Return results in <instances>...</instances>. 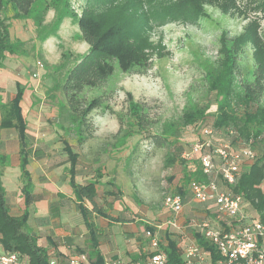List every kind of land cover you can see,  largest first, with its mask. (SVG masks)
Here are the masks:
<instances>
[{
    "label": "trees",
    "instance_id": "obj_1",
    "mask_svg": "<svg viewBox=\"0 0 264 264\" xmlns=\"http://www.w3.org/2000/svg\"><path fill=\"white\" fill-rule=\"evenodd\" d=\"M210 8L221 15L245 21L237 34L221 30L215 61L203 64V79L215 96L214 112L209 111L210 104L193 103L189 99L177 120L164 121L145 102L126 93L124 110H109L116 116L118 129L112 135L114 141L107 142V146L112 153L128 149L131 155L141 143L137 140L133 145L131 140L139 136L154 148L164 149V166L175 168L168 175L171 181L176 179L174 192L185 199L188 183L191 180L206 182L209 175L203 173L198 155L183 156L189 149L182 137L188 134L186 128H190L196 139L201 136L203 127L210 126L215 130L213 140L226 142L231 152L245 147L254 151L251 160L241 163L238 181L230 189L242 196L248 214L264 219V105L261 103L264 95V0H84L79 13L72 9L70 0H0V69L6 56L17 53L21 44L18 39H10L8 18L31 19L40 41L57 36L64 18L75 23L78 39L88 46L87 50L65 69L62 81L56 82L53 88L62 95L56 101L59 114H65L71 122L70 127L61 125L60 128L66 133L72 131L76 143L81 145L93 135L92 112L109 109L106 87L112 75L116 71L145 73L153 55H164L161 41L155 42L150 34L153 26L174 21H202L210 18ZM49 11H53V18L43 26ZM61 55L63 62L52 66L53 72L60 71L68 63L69 55L66 52ZM23 90L24 86L17 82L13 97L8 102L0 100V127L14 128L22 144L26 134L19 106ZM61 152L69 163L68 182L79 200L78 209L85 225L91 229L89 213L107 216L103 207L112 205L109 198L120 193L121 185L119 188L112 181L102 182L100 166L94 168V175L77 183L79 154L67 141H63ZM2 159L0 156V164ZM21 169L24 180L21 190L27 197L24 159ZM80 202H86V206ZM118 218L133 219L130 216ZM26 221V213L21 216L9 213L7 194L0 180V252H18L29 264H50L37 238L25 231ZM194 237L200 246L210 248L202 237L197 234ZM161 247L166 252L167 264H183L173 241L168 240ZM88 263L105 264V261L93 248Z\"/></svg>",
    "mask_w": 264,
    "mask_h": 264
},
{
    "label": "rangeland",
    "instance_id": "obj_2",
    "mask_svg": "<svg viewBox=\"0 0 264 264\" xmlns=\"http://www.w3.org/2000/svg\"><path fill=\"white\" fill-rule=\"evenodd\" d=\"M70 4L72 9L79 13L84 6V0H70ZM208 12L210 18L202 21H174L153 26L150 34L155 42L161 41L164 55H153L151 65L145 73L116 71L112 75L106 87L109 109L92 112L90 118L93 135L81 145L76 143L72 131L66 133L60 128L61 125L70 127L71 122L66 119L65 114H59L56 101L61 99L62 95L57 88H53L56 82L62 81L65 69L72 65L79 54L87 50L88 46L78 39V26L66 17L57 36L40 41L36 38L35 25L31 19L6 20L9 24L10 39H18L21 44L17 53L8 54L3 61V72L0 73V100L9 98L12 93L10 91L15 93V81L29 82L33 91L32 97H29V100L33 101L32 110L37 112L41 120L47 121L45 126L51 138L48 142L55 145L52 147L54 153L59 154V158H66L61 148L63 141H67L79 154L76 176L79 182L86 180L91 174L94 175V168L100 166L103 173L102 182L112 181L118 187L121 185L120 193L114 198H109L112 205L103 207V210L111 216L133 217L141 240L144 239L143 231L140 232L139 229L145 224L155 227L160 234L164 230L172 232L176 228L166 224L167 218H192V214L201 213L203 208L201 203L193 201L190 196H186L185 204L177 214H172L164 208V192L175 191L176 179L171 181L168 177L175 168L164 166V149L154 148L148 140L139 136L131 140L133 145L137 140L141 142L133 154L129 155L128 149L112 153L107 142L114 141L112 135L118 129V121L109 110L123 111L127 93L131 98L145 102L164 121L177 120L189 99L193 103L210 104L209 111L213 113L215 96L207 89L203 79V64L215 61L221 30H227L231 35L237 34L245 21L221 15L211 8ZM53 15V11L45 15L43 26L52 20ZM62 52L69 55L68 63L60 71L53 72L51 67L63 62ZM4 80L7 82L1 83ZM261 103L264 105V95ZM185 131L188 134L184 133L182 142L189 149L195 140L194 133L190 128ZM175 174L180 175L179 172ZM101 190L99 187V191ZM243 208L245 209V206ZM77 255L79 254L76 252L69 258Z\"/></svg>",
    "mask_w": 264,
    "mask_h": 264
},
{
    "label": "crops",
    "instance_id": "obj_3",
    "mask_svg": "<svg viewBox=\"0 0 264 264\" xmlns=\"http://www.w3.org/2000/svg\"><path fill=\"white\" fill-rule=\"evenodd\" d=\"M1 71L3 72L0 69V73ZM3 82L6 83L7 80L1 83ZM17 82L24 86L19 102L21 115L26 123L23 144L20 143L14 128L0 127V156L3 157L0 164V180L7 194L9 213L13 216L26 213L25 231L37 238V243L46 251L50 264H69V257L76 252L89 257L93 248L100 252L105 262L118 260L120 264H128L131 260L142 257L148 252V243L145 238L142 239L144 241L139 238L135 220H121L117 219L118 216L91 213L89 219L92 228L89 229L85 225L84 216L78 209L79 200L68 182L69 163L66 158H59V154L54 153L52 147L55 145L48 142L51 138L45 126L47 121L41 120L37 112L32 110L33 101L29 100L33 93L31 84L15 81V90ZM10 92V97L3 102H8L13 97L14 91ZM22 159L25 161L27 173V197L21 190L24 183ZM75 180L79 182L76 177ZM80 204L85 205L86 202ZM202 208H205L204 204ZM202 213L203 210L196 215L192 214V217ZM187 217H178L179 229L172 232L164 230L160 234L161 245H166L168 240L173 241L180 257L181 247L188 237L192 236L190 229L185 228L189 220ZM168 220L169 218L166 222ZM146 228L144 226L139 229L140 232L143 231V237ZM178 234H181V239Z\"/></svg>",
    "mask_w": 264,
    "mask_h": 264
},
{
    "label": "built area",
    "instance_id": "obj_4",
    "mask_svg": "<svg viewBox=\"0 0 264 264\" xmlns=\"http://www.w3.org/2000/svg\"><path fill=\"white\" fill-rule=\"evenodd\" d=\"M35 75V74H34ZM215 130L210 126L201 129V136L183 153L184 157L198 155L203 173L208 181L191 180L188 196L204 204L203 213L189 218L185 228L191 237L181 247L183 264H264V219L248 214L242 196L230 189L240 176V165L254 156L250 147L231 152L226 142L213 140ZM232 132V131H230ZM185 199L167 190L163 196V206L172 214L181 212ZM175 217L166 222L173 228L180 225ZM158 227V226H157ZM195 234L203 238L210 247L200 246ZM148 252L128 264H167L166 252L162 249V238L155 227L144 230ZM215 255V257L213 256ZM69 264H88V257L79 254L68 260ZM0 264H29L18 252H0ZM105 264H120L111 260Z\"/></svg>",
    "mask_w": 264,
    "mask_h": 264
}]
</instances>
